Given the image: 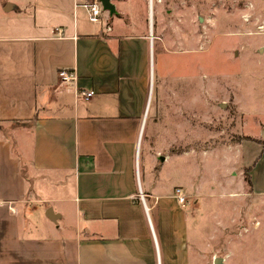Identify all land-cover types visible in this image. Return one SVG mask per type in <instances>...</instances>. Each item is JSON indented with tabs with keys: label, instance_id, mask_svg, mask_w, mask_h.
<instances>
[{
	"label": "crops",
	"instance_id": "1",
	"mask_svg": "<svg viewBox=\"0 0 264 264\" xmlns=\"http://www.w3.org/2000/svg\"><path fill=\"white\" fill-rule=\"evenodd\" d=\"M157 1L92 23L78 0H0V264H201L190 198L176 199L184 91L153 83ZM242 1L264 18V0ZM263 120L238 147L255 196Z\"/></svg>",
	"mask_w": 264,
	"mask_h": 264
},
{
	"label": "rangeland",
	"instance_id": "2",
	"mask_svg": "<svg viewBox=\"0 0 264 264\" xmlns=\"http://www.w3.org/2000/svg\"><path fill=\"white\" fill-rule=\"evenodd\" d=\"M162 6L153 16V83L156 92L184 91L185 171L178 185L190 198L200 263L264 264V196L252 195L238 149L264 119V18L242 0ZM130 16L140 31L150 20L137 7ZM159 103L164 107L165 96Z\"/></svg>",
	"mask_w": 264,
	"mask_h": 264
},
{
	"label": "built area",
	"instance_id": "3",
	"mask_svg": "<svg viewBox=\"0 0 264 264\" xmlns=\"http://www.w3.org/2000/svg\"><path fill=\"white\" fill-rule=\"evenodd\" d=\"M78 1H80L81 6L84 7L88 11L89 20L92 23L101 22L104 10L102 8L100 0H78ZM59 79H60L61 84H68L74 80L72 75L66 71H62L59 73ZM93 95H94V92L92 91L81 94V96L85 100H89L90 98L93 97ZM176 199L178 200L179 204L182 205L183 207L187 205V198L183 194L182 190L178 189L176 191Z\"/></svg>",
	"mask_w": 264,
	"mask_h": 264
},
{
	"label": "water",
	"instance_id": "4",
	"mask_svg": "<svg viewBox=\"0 0 264 264\" xmlns=\"http://www.w3.org/2000/svg\"><path fill=\"white\" fill-rule=\"evenodd\" d=\"M113 1L114 0H100L103 10L108 12L110 15H114L116 13V8L112 3ZM46 216L50 221L55 223L57 222V217L51 209L47 211ZM214 264H222V260L216 259L214 260Z\"/></svg>",
	"mask_w": 264,
	"mask_h": 264
},
{
	"label": "trees",
	"instance_id": "5",
	"mask_svg": "<svg viewBox=\"0 0 264 264\" xmlns=\"http://www.w3.org/2000/svg\"><path fill=\"white\" fill-rule=\"evenodd\" d=\"M247 182H248V184H249V179H247ZM249 187H251V185L249 184Z\"/></svg>",
	"mask_w": 264,
	"mask_h": 264
}]
</instances>
